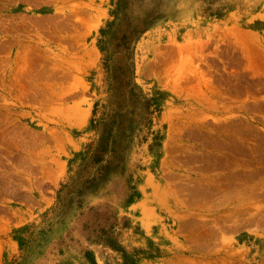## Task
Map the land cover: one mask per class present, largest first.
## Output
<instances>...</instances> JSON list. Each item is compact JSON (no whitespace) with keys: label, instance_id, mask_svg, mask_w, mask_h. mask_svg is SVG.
I'll return each mask as SVG.
<instances>
[{"label":"rangeland","instance_id":"1","mask_svg":"<svg viewBox=\"0 0 264 264\" xmlns=\"http://www.w3.org/2000/svg\"><path fill=\"white\" fill-rule=\"evenodd\" d=\"M0 264H264V0H0Z\"/></svg>","mask_w":264,"mask_h":264},{"label":"trees","instance_id":"2","mask_svg":"<svg viewBox=\"0 0 264 264\" xmlns=\"http://www.w3.org/2000/svg\"><path fill=\"white\" fill-rule=\"evenodd\" d=\"M103 31H104V30H102V32H103ZM103 48H104V47H103L102 45H100V49H101L102 51H103Z\"/></svg>","mask_w":264,"mask_h":264}]
</instances>
